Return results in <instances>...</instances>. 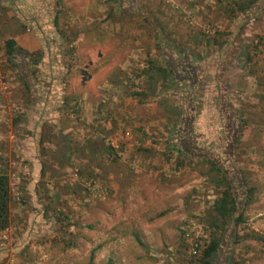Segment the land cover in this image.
Instances as JSON below:
<instances>
[{
	"label": "rangeland",
	"instance_id": "obj_1",
	"mask_svg": "<svg viewBox=\"0 0 264 264\" xmlns=\"http://www.w3.org/2000/svg\"><path fill=\"white\" fill-rule=\"evenodd\" d=\"M225 1L0 0V264H190L224 188L211 160L239 220L214 264H264V0ZM147 61L173 67L167 91Z\"/></svg>",
	"mask_w": 264,
	"mask_h": 264
},
{
	"label": "trees",
	"instance_id": "obj_2",
	"mask_svg": "<svg viewBox=\"0 0 264 264\" xmlns=\"http://www.w3.org/2000/svg\"><path fill=\"white\" fill-rule=\"evenodd\" d=\"M225 2L226 3L224 5L227 6V11L232 17L233 12H237L239 14L249 12V10L252 9L253 6L256 4L257 0H244L241 2L230 0V2L227 1ZM17 53L22 54L23 56L26 57L30 55V54L28 55L27 52L16 48L15 43L12 39L6 40L4 42V55L6 56V58L11 60V58L16 56ZM167 62H169V59L167 60ZM182 68L184 69V74L186 76L184 77V79H182L183 82L185 81L184 82L185 86L188 83V90L194 91L197 86L195 80L199 76L198 74L200 72L196 71L195 68L191 70L190 66L188 65L187 67L185 66ZM174 71L175 70L173 69V67H171L168 63L167 64L165 63L163 66H156L154 61H147V67L141 70V74L146 75L148 83L152 82V80L153 81L161 80L163 90L167 91L168 88L167 82L171 84L176 82L174 79ZM144 94H145L144 92H142V94L134 93V95L137 97H140L141 95ZM188 104L189 103L186 102V105ZM169 110L173 112L174 116H178V111L176 109H172L169 107ZM112 151H113L112 148H110L109 146L106 147L107 156H110ZM176 152H177V159L179 158L178 160L184 157V150L180 149V147L178 148L177 146ZM180 163H181L180 161H177V164ZM209 164L211 165V168L213 170H215L217 173L220 174L224 182V188H222L219 191L217 198L212 203L211 209L206 214L207 215L206 223H207V228L209 230L208 240L204 242L199 252L194 255L195 259L190 261V264H214L217 254L221 249L220 233L226 228L228 223L232 222L233 225L239 223L238 218L235 217L237 202L234 198V193H232L230 183L226 178V174L219 167H217L212 160L209 161ZM239 185L242 188L241 190L242 199L240 200L241 205L242 206L248 205L250 202L248 198L251 195L252 189H244L243 181L241 182L239 181ZM11 201H12V197H11L8 177L4 172L0 171V232L6 230L10 225ZM55 222L58 223L59 219H55ZM68 245L70 246V244ZM92 258H93V251H91L88 255L87 264H92ZM105 264H114V263L111 258H108ZM225 264H229L228 259Z\"/></svg>",
	"mask_w": 264,
	"mask_h": 264
}]
</instances>
